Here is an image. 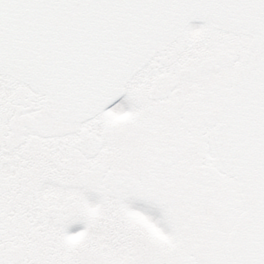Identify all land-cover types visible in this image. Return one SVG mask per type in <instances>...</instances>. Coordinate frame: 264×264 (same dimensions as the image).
<instances>
[{"label":"flooded vegetation","instance_id":"1","mask_svg":"<svg viewBox=\"0 0 264 264\" xmlns=\"http://www.w3.org/2000/svg\"><path fill=\"white\" fill-rule=\"evenodd\" d=\"M174 47L131 78L118 103L81 120L52 116L43 95L0 76L9 81L0 87V264H76L99 239L150 251L164 236L173 240L162 264L227 263L244 203L214 130L236 73L196 88L186 81L238 55L200 64L193 50L174 72Z\"/></svg>","mask_w":264,"mask_h":264},{"label":"water","instance_id":"2","mask_svg":"<svg viewBox=\"0 0 264 264\" xmlns=\"http://www.w3.org/2000/svg\"><path fill=\"white\" fill-rule=\"evenodd\" d=\"M190 22L253 37L216 140L246 205L228 264H264V0H0V74L43 93L54 116L84 119Z\"/></svg>","mask_w":264,"mask_h":264},{"label":"rangeland","instance_id":"3","mask_svg":"<svg viewBox=\"0 0 264 264\" xmlns=\"http://www.w3.org/2000/svg\"><path fill=\"white\" fill-rule=\"evenodd\" d=\"M249 43L250 38L248 36H239L232 32L214 28L208 24H203L202 26L189 25L181 31L180 35L173 43L164 49L166 50L167 48L176 46L174 49H176L177 56L169 59L167 67L169 69L171 68L174 72L184 69L186 66L185 63H183V58L186 57L185 54H192L193 50H197V52L201 54L197 61L200 64L210 55L227 49H230L235 55H238L234 62L227 65L219 72L201 74L200 76L186 81L189 86L196 88L199 82H201V78L206 79V82H210L212 81L210 78H218L221 75L228 77V75L236 73L239 69L242 55ZM230 82H232V80L229 82L227 81L225 96L229 92L231 86ZM8 84L9 81L0 78V87L8 86ZM230 183L231 185L229 184V188H231V186L234 189L237 187L235 180H231ZM238 211H241L240 207ZM162 239H154L156 246L150 251L144 250L143 247L138 249L134 247V244L133 246L128 244L123 245L122 240L111 238L108 240L99 239L97 240L99 242L98 246L93 247L94 254L90 256V261H84L83 258H81L76 264H162V262H160L163 261L161 256L162 254L168 255L172 251V244L169 243L173 240L171 236H164ZM153 253H158V255H154ZM219 256H221V254ZM216 263L217 262H210L208 264Z\"/></svg>","mask_w":264,"mask_h":264}]
</instances>
